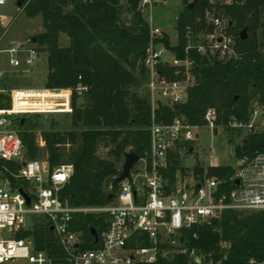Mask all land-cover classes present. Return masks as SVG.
Returning <instances> with one entry per match:
<instances>
[{
    "label": "trees",
    "instance_id": "trees-1",
    "mask_svg": "<svg viewBox=\"0 0 264 264\" xmlns=\"http://www.w3.org/2000/svg\"><path fill=\"white\" fill-rule=\"evenodd\" d=\"M183 1L184 11L176 26L178 44L173 45L166 35V45L184 56L188 27L195 35L213 33L207 11L214 10L218 16L222 8L229 17L226 33L235 38L236 56L219 58L218 54L192 51L197 61V83L189 88L188 100L172 106L159 103L155 109L143 64L150 42V24L144 18L141 0H128L133 12L130 23L124 22L120 15V0H25L22 3L21 12L32 18L41 16L45 28L33 38L40 51L47 53L46 84L73 90L72 129L45 132L44 148L36 135L25 129L32 125V114L18 118L24 157L31 160L46 155L51 169L66 163L74 165V173L62 191V198L70 204L101 205L107 203L110 193L116 194L119 184L114 185V180L121 172L119 164L122 165L129 150L140 157L147 155L153 119L172 122L182 117L197 125L204 122L209 108H215L218 123L226 126L233 117L247 121L252 103L264 106V0L222 5L210 0H192L196 2L192 10L188 7L191 1ZM243 29H247L245 39L239 35ZM61 33L70 38L68 46L60 45ZM217 61L220 63L216 64ZM79 86H86L87 90L80 94ZM80 96L86 98L84 106L77 105ZM10 105L11 95L0 92V108ZM22 118H25L23 124ZM185 145L189 150L193 148L191 141ZM104 149L105 154H101L100 150ZM236 150L239 157L264 151V129L247 132ZM176 156L171 152L169 165L162 170L172 182L179 168ZM12 166L19 168L18 163ZM196 171L202 176L204 168L198 166ZM233 173L229 166L208 168V174L224 180ZM78 218L84 247H95L91 229L101 234L107 225L103 215L89 213ZM33 234L37 248L50 254L61 253L59 243L44 223ZM184 235L186 252L159 255L155 264H244L251 257H262L264 210L228 209L210 224L185 230ZM197 256L202 262L196 261Z\"/></svg>",
    "mask_w": 264,
    "mask_h": 264
},
{
    "label": "built area",
    "instance_id": "built-area-1",
    "mask_svg": "<svg viewBox=\"0 0 264 264\" xmlns=\"http://www.w3.org/2000/svg\"><path fill=\"white\" fill-rule=\"evenodd\" d=\"M142 3H152V0H142ZM206 16L214 32L203 37L192 36L188 27L191 40L184 56L166 45L164 29L150 26V42L143 64L148 73L147 88L153 109L159 103L172 106L188 100L189 88L197 83V61L192 51L218 54L219 58L236 56L235 38L226 33L227 20L217 16L214 10H208ZM12 21L0 12V53L7 54V59L0 62V80L5 77L6 66L33 68L42 55L30 38L5 43ZM178 41L177 36L172 44L177 45ZM161 67L164 69L160 70ZM77 90L81 94L87 87L79 86ZM10 95V107L0 108V264L17 261L26 264H155L159 255L186 252L184 231L210 224L225 210H264V151L238 157L228 180L212 176L193 182L176 178L172 182L165 176L162 170L169 165L170 153L195 139L194 130L198 125L182 117L172 122L153 119L150 148L139 160L142 165L139 172L131 171V179L119 183L111 202L72 205L62 198V191L74 173V165L66 163L51 169L49 163L39 159H25L17 120L29 113L71 112L73 90L45 85L16 88ZM204 120L214 131L218 111L209 108ZM225 129L263 130L264 106L254 102L247 121L233 117ZM12 163H18L19 168L14 169ZM237 179H240L239 184L235 183ZM21 189L30 196V205ZM89 213L103 215L107 225L101 234L97 232L98 241L91 233L96 246L85 248L82 231L77 227L78 217ZM41 223L59 243L61 253L50 254L37 248L33 232ZM198 259L201 257L197 256L196 261ZM244 264H264V249L261 258L251 257Z\"/></svg>",
    "mask_w": 264,
    "mask_h": 264
},
{
    "label": "rangeland",
    "instance_id": "rangeland-1",
    "mask_svg": "<svg viewBox=\"0 0 264 264\" xmlns=\"http://www.w3.org/2000/svg\"><path fill=\"white\" fill-rule=\"evenodd\" d=\"M0 12L6 14L14 22L10 25V29L5 37V43H17L18 41H25L28 38L33 39L34 36L45 30L41 16L32 18L27 16L26 13L21 12L22 7L18 6V0H0ZM192 2V0H189ZM235 0H214V3L219 5L231 4ZM141 9L144 18L150 24L164 29L166 35L171 39V42L177 41V21L180 14L184 11L185 2L183 0H152V3L143 4L141 0ZM219 17L229 18L221 8L218 10ZM120 15L124 22L130 23L133 12L130 10L128 0H120ZM214 32V31H213ZM200 37L204 34L199 33ZM197 36V34H192ZM191 36H188V42ZM36 43V42H35ZM59 43L62 46L70 44V38L65 33H61ZM39 46L38 43H36ZM40 47V46H39ZM42 52V51H41ZM7 59V54L0 53V62L2 63ZM5 77L0 82V90L4 93H9L16 88L36 87L40 88L47 85V53L42 52L41 58L37 65L33 68H19L12 69L8 66L5 68ZM48 86V85H47ZM86 98L80 96L77 100L78 106H84ZM253 104V103H252ZM71 112H51L47 114L29 113L32 114V125L27 126L25 129L34 133L37 137L39 145L44 148L46 141L44 139L45 132L51 131H66L72 129ZM38 114V115H36ZM198 128L194 130L195 139L191 141L192 149H187L185 146L178 147L174 153L179 162V168L176 173V178H181L186 182H193L194 180L204 179L205 177L216 176V174H208L210 166H237L239 155L237 154V147L243 144V139L246 136V131L225 129L224 124L218 123L214 131L203 123L197 124ZM101 154H105L106 149L100 150ZM44 163H49L47 156L43 155L39 158ZM124 163V162H123ZM122 165L119 168L122 170ZM141 162H137L132 172H139ZM204 168L203 175L200 176L196 168ZM116 177V176H115ZM114 177V178H115ZM113 183V179L109 180ZM6 264H26L25 261H17Z\"/></svg>",
    "mask_w": 264,
    "mask_h": 264
},
{
    "label": "water",
    "instance_id": "water-1",
    "mask_svg": "<svg viewBox=\"0 0 264 264\" xmlns=\"http://www.w3.org/2000/svg\"><path fill=\"white\" fill-rule=\"evenodd\" d=\"M24 1L25 0H18V6L19 7L22 6V3ZM195 3L196 2L194 1V2H191L189 4L188 7H189L190 10L193 9ZM239 35H240V37L242 39L247 38V36H248L247 29L241 30ZM33 40L35 41V38H33ZM219 63H220V61L216 62V64H219ZM48 86L51 87V84L49 83ZM24 121H25V118H22V124L24 123ZM140 158H141L140 155L138 153H136L134 150H129V151L125 152V154H124V163H123V166H122V170L119 173V175L116 176V178L114 180V185H118L119 183H121L125 179H131V171L134 168L135 164L140 160ZM235 183L239 184L240 183V179H237L235 181ZM21 191L27 197L28 204L30 205L31 204L30 196L23 189H21ZM136 194H137V192L135 190L134 191V195L136 196ZM114 196H115L114 193H110L108 198H107V202H111L114 199ZM91 233L95 237V241H98V233H97L95 228L91 229ZM197 261L201 262V259H198Z\"/></svg>",
    "mask_w": 264,
    "mask_h": 264
}]
</instances>
